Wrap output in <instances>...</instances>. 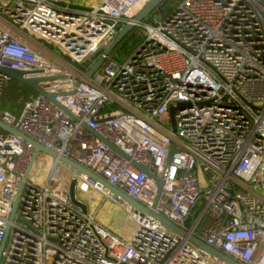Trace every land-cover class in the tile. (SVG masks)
Masks as SVG:
<instances>
[{"label":"built area","instance_id":"1","mask_svg":"<svg viewBox=\"0 0 264 264\" xmlns=\"http://www.w3.org/2000/svg\"><path fill=\"white\" fill-rule=\"evenodd\" d=\"M147 1L0 0V66L66 74L39 84L63 91L55 98L79 120L40 94L0 119L146 207L153 180L91 131L157 176L172 150L154 210L244 264H264V0H180L134 21ZM128 22L140 40L122 59L104 56ZM99 56L90 77L77 68ZM8 80L0 73V97ZM32 155L0 128V264L208 263L189 239L44 153L25 178ZM58 168L68 175L64 190L54 188ZM73 178L82 203L78 192H93L124 209L131 234L102 223L87 203L86 211L74 205Z\"/></svg>","mask_w":264,"mask_h":264},{"label":"water","instance_id":"2","mask_svg":"<svg viewBox=\"0 0 264 264\" xmlns=\"http://www.w3.org/2000/svg\"><path fill=\"white\" fill-rule=\"evenodd\" d=\"M164 0H148L145 3V6L140 11V13L134 18V21L139 22L143 20V18L150 13L152 10L157 9L160 7L161 2ZM135 23L134 22H128L125 23L124 26L117 25V33L111 43L108 45V47L103 51V55L107 56L113 48L120 42V40L125 36V33L130 31L134 28ZM103 62V56H99L95 62H91V60H87L83 62L82 64L77 65V68L79 70L84 71L86 68L85 76L90 77V75L101 65ZM40 72V70L36 71H25L23 69H12L5 66H0V73L4 74L9 80L15 81L17 83H21L27 87H29L32 91H34L35 94H40L42 97L47 98L52 104L58 106L60 109H62L67 115H69L72 119L79 120V118L76 115H72L70 111L64 107L56 98L57 95H64L65 93L63 91H54V92H48L46 91L39 83H49L57 79H64L66 78V74L60 73V74H54V75H37L36 73ZM36 74V75H33ZM184 105V103L179 104L181 107ZM174 108H169L170 113V120L172 125V130L174 131ZM83 126L91 131L85 123H83ZM0 128H3L4 130L10 132L11 134L20 137L22 140L26 141L33 147V155L30 158V161L28 162V165L25 169V178L29 174L30 167L32 166L34 160L38 156L39 153H44L48 155L49 157L59 161L60 163L64 164L71 170L76 171L77 174H84L89 180L96 181L102 185L106 190L112 193V198L116 199L119 198L125 203L131 205L135 210L140 211L142 214H146L148 216H151L153 219H155L157 222H159L164 228L171 229L172 231L176 232L182 237H186L189 239L192 243H194L203 253L206 255L213 257L216 260H219L220 262H223L224 264H244L241 261L236 260L232 256L228 255L224 251H221L219 249H216L212 245L206 243L196 235L192 234L191 232L184 230L180 226L176 225L175 223L171 222L170 220L163 217L161 214L157 213L154 208L157 206V202L163 192V184L165 180V175L168 169V165L172 156L173 151L169 150L167 157L165 159L164 163V169L160 176L155 175L152 173L148 168H145L141 164L137 163L136 161L130 159L122 150H120L118 147H116L112 142L108 141L106 138H104L99 133H96L94 131H91L95 133L105 144L108 145L109 148H111L117 155L123 157L125 160L130 161V163L146 175H148L156 185V191L154 194V198L151 202L150 207H146L144 204L140 203L138 200L133 198L132 196H129L124 190L116 187L114 184L108 183L104 178H102L100 175L95 173L94 171L84 167L80 163L76 162L75 160L70 159L69 157L59 154L58 152H55L51 150L50 148H47L46 146L42 145L39 142H36L31 137L25 135L21 131H18L10 124L4 122L2 119H0ZM75 179H71L68 184V195L70 201L77 206H80L83 211H86V206L84 203H82L80 200H78L75 196ZM24 185V180H22L18 186V192L14 200L12 201V210L10 214V219H12L17 210V204L19 203L22 187ZM8 231V227H6V233ZM3 247V242L0 243V252Z\"/></svg>","mask_w":264,"mask_h":264},{"label":"rangeland","instance_id":"3","mask_svg":"<svg viewBox=\"0 0 264 264\" xmlns=\"http://www.w3.org/2000/svg\"><path fill=\"white\" fill-rule=\"evenodd\" d=\"M180 0H164L161 2L160 7L157 8L159 12H162L164 14L170 12L178 3ZM140 40V34L138 31L134 32L133 37L126 42V51L123 52H116L112 51L111 56L119 59H122L123 57H126V55L129 53L131 47L136 44ZM8 84V82H7ZM7 85H5V88ZM4 92V91H3ZM4 96V94H3ZM0 101V107L3 109H6L11 114H18L23 106V104L28 100L32 95L25 96L22 93L18 94H12L11 97H16V100L13 101V99L8 98L5 100L4 98ZM42 160H46L45 158ZM37 168V167H36ZM62 170L61 168H58ZM38 170V168L36 169ZM68 178L67 172L63 170ZM42 178V177H41ZM79 198L89 205L90 210H95L98 219L105 223L106 225L110 226L111 228L115 227L120 230V234H123V232L126 235H130L132 231L133 222H130L127 219V212L122 209L119 205H117L115 202H109L106 201L102 195L99 193L90 192L89 194H83L78 192ZM96 207V208H95ZM208 263L207 264H218L219 260L214 259L213 257H207Z\"/></svg>","mask_w":264,"mask_h":264},{"label":"trees","instance_id":"4","mask_svg":"<svg viewBox=\"0 0 264 264\" xmlns=\"http://www.w3.org/2000/svg\"><path fill=\"white\" fill-rule=\"evenodd\" d=\"M136 31L137 30L135 28H133L130 31H128L127 33H125V36L113 48L112 51L123 52L124 53L126 51V48H125L126 42L133 37L134 32H136ZM6 85H7V87L5 88V90L3 89L4 92L2 91V95L0 97V98H2V96L4 94L3 98L5 100H7L8 98H11V99H13V101H15L16 100V97H11V95L12 94H18V93H22L25 96H27L28 94L29 95H32L31 97L36 96V94L34 93V91H32L29 87H27V86H25V85H23L21 83H17L15 81L8 80V84H6ZM1 100L2 99H0V101ZM0 111H7V110L0 107ZM7 112H9V111H7ZM14 115H17V114H14Z\"/></svg>","mask_w":264,"mask_h":264},{"label":"bare ground","instance_id":"5","mask_svg":"<svg viewBox=\"0 0 264 264\" xmlns=\"http://www.w3.org/2000/svg\"><path fill=\"white\" fill-rule=\"evenodd\" d=\"M70 71V70H69ZM57 182L54 186L55 190H64V187L66 185L67 176L63 170L57 169ZM96 208V207H95Z\"/></svg>","mask_w":264,"mask_h":264},{"label":"crops","instance_id":"6","mask_svg":"<svg viewBox=\"0 0 264 264\" xmlns=\"http://www.w3.org/2000/svg\"><path fill=\"white\" fill-rule=\"evenodd\" d=\"M77 5L81 6H88V5H94L98 0H71Z\"/></svg>","mask_w":264,"mask_h":264},{"label":"flooded vegetation","instance_id":"7","mask_svg":"<svg viewBox=\"0 0 264 264\" xmlns=\"http://www.w3.org/2000/svg\"><path fill=\"white\" fill-rule=\"evenodd\" d=\"M5 245V240L3 241V246Z\"/></svg>","mask_w":264,"mask_h":264}]
</instances>
